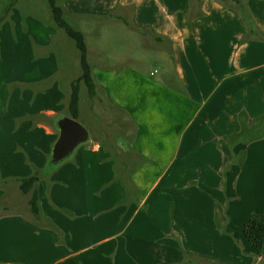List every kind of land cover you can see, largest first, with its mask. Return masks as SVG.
Instances as JSON below:
<instances>
[{
  "label": "crops",
  "instance_id": "obj_1",
  "mask_svg": "<svg viewBox=\"0 0 264 264\" xmlns=\"http://www.w3.org/2000/svg\"><path fill=\"white\" fill-rule=\"evenodd\" d=\"M238 1L249 23L232 0H62L126 30L116 64L86 45L92 98L117 132L83 118L79 97L88 139L53 166L79 52L76 67L54 20L2 6L0 59L8 42L16 62L0 70L14 98L9 117L0 106V264H264L242 232L264 213V0ZM31 175L37 215L19 188Z\"/></svg>",
  "mask_w": 264,
  "mask_h": 264
},
{
  "label": "rangeland",
  "instance_id": "obj_2",
  "mask_svg": "<svg viewBox=\"0 0 264 264\" xmlns=\"http://www.w3.org/2000/svg\"><path fill=\"white\" fill-rule=\"evenodd\" d=\"M15 1L17 2L13 7L15 8V11L18 12L17 14L19 15L22 14L30 22H32V20L35 19L36 20L39 19L41 22L53 21V17L48 5V0H0V9H2V6H6L7 4L10 5L13 2L15 3ZM58 3L62 5V0H58ZM0 14L2 15L5 14L4 10H2ZM64 19L72 27H74L75 29L79 30L82 33L85 43L88 47L89 59H91V61L94 59L93 57L95 55H97L96 56L97 60H99L100 59L99 53L101 52L104 54L114 55L116 57L114 61L109 62L110 64H116L117 62H119L117 60L118 54H121V51L119 50V43H121L123 39L120 35L122 34V32L124 33L126 30V28L122 25V23H119V21H116L111 18L104 20H102L101 18L93 19L90 16L89 18H85V17L78 18V17H71L65 13H64ZM117 26H122L123 29L121 28L119 30H116ZM102 27H104V31H102L101 29ZM58 30L59 33L57 37H62L63 40H65L68 43V48L66 49V51H63L62 57L70 61L73 60L74 66L77 67L75 52H79V50L75 46L74 40L68 37L62 29L59 28ZM101 44H104V49L100 51ZM15 48L16 47H12L10 43L3 42L2 50L4 51H3V57L0 59V70H5L8 73H10L7 70L8 68L11 69V72L15 70V62H16ZM6 51L8 52V54L10 51H12V53L9 55L10 56L9 59H7ZM158 63H159L158 61H152L150 62V65L154 67L157 66ZM79 85L81 86V91L80 93H78L79 97L81 98V102H80L81 116L85 119H88L89 122L93 120V123L99 126L102 130L104 131L107 130L111 132L110 134L116 133L117 129L113 127L111 120L114 116H112L111 119L107 118L109 115H113V113L107 111L106 109L98 108L99 102L95 98H92L88 95L84 83L81 81ZM69 95L70 92L68 94V99H69ZM13 99L7 97L6 100H4V95L2 96L0 95L1 108H5L7 109V112H9L6 114L7 117H9L12 112V105L14 104ZM9 100L10 103H12L10 108H9L10 103L8 104ZM67 112H68V108L66 104V110L64 111V113ZM36 117L39 118V120L43 123L51 124V119H52L51 117H46V116L43 117L42 114H39ZM105 118L107 119L104 120ZM79 121H81L84 125H86L90 129V126L86 121L84 122L81 119ZM0 127H2V125ZM98 134L100 133L98 132ZM186 260L191 261L190 258H186Z\"/></svg>",
  "mask_w": 264,
  "mask_h": 264
},
{
  "label": "trees",
  "instance_id": "obj_3",
  "mask_svg": "<svg viewBox=\"0 0 264 264\" xmlns=\"http://www.w3.org/2000/svg\"><path fill=\"white\" fill-rule=\"evenodd\" d=\"M221 2L229 1V0H219ZM235 4L239 5L238 9L241 12V16L243 20L247 23L250 22V16L245 11V8L240 5L238 0H232ZM48 5L53 17V20L56 26L62 29L65 34L74 40V44L79 50L80 57V66H81V75L75 79V81L71 82V91L69 95V99L67 102V108L69 115L77 119L78 116V103H79V83L82 81L87 88L88 95L92 97L94 94L95 84L91 75V67L89 61L87 59V48L84 37L82 33L72 27L65 19H64V8L58 3V0H48ZM5 14H0V22L4 19ZM239 122L241 123V132H244L245 122L248 120L245 112L240 111L238 114ZM257 124H262V132H264V116H261L256 120ZM253 124L255 125L254 121ZM256 127V126H255ZM243 129V130H242ZM244 135H249V137H257L259 135V129L255 132L250 131V133H243ZM235 135L231 136L229 142L233 143L232 139H234ZM226 139V138H225ZM39 180L38 175H31L29 177L23 178L19 182V188L22 192L27 193L31 189H33L35 183ZM30 211L33 215H37L38 210V196L36 190H32L30 198L28 200ZM242 232L244 236L248 239V241L253 245L256 249V252L259 255L264 257V213H261L255 217L248 219L242 226Z\"/></svg>",
  "mask_w": 264,
  "mask_h": 264
},
{
  "label": "water",
  "instance_id": "obj_4",
  "mask_svg": "<svg viewBox=\"0 0 264 264\" xmlns=\"http://www.w3.org/2000/svg\"><path fill=\"white\" fill-rule=\"evenodd\" d=\"M58 137L53 145L50 163L55 165L62 162L74 149L88 139V132L77 120L61 116L57 121Z\"/></svg>",
  "mask_w": 264,
  "mask_h": 264
}]
</instances>
